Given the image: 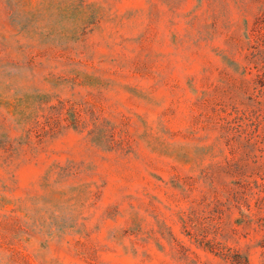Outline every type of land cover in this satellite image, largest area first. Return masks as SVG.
I'll return each instance as SVG.
<instances>
[{"label":"rangeland","instance_id":"1","mask_svg":"<svg viewBox=\"0 0 264 264\" xmlns=\"http://www.w3.org/2000/svg\"><path fill=\"white\" fill-rule=\"evenodd\" d=\"M0 264H264V0H0Z\"/></svg>","mask_w":264,"mask_h":264}]
</instances>
